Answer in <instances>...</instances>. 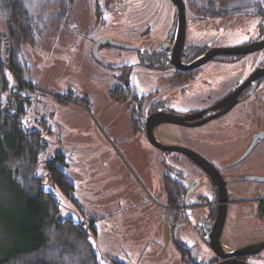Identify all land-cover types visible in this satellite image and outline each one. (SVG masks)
Listing matches in <instances>:
<instances>
[{
    "label": "rangeland",
    "instance_id": "1",
    "mask_svg": "<svg viewBox=\"0 0 264 264\" xmlns=\"http://www.w3.org/2000/svg\"><path fill=\"white\" fill-rule=\"evenodd\" d=\"M90 4L91 0H76L67 23L68 30L49 31L34 46L22 49L30 68L28 79L38 84L40 91L50 93L47 96V93L37 92L36 109H30L29 117L24 119L36 129L41 127L38 122L44 120L49 131L47 150L41 158L37 175L45 176L48 157H65L67 172L74 185V202L71 204L58 192L60 218L71 217L76 221L79 217L95 219V241L104 264H114V261L118 264H178L175 261L178 253L171 242L166 237L163 241L158 237L162 236V231L166 235L169 223L166 218L162 220L160 212L164 202L153 200L163 197L162 180L155 166L158 151L144 139L140 141L134 137L128 114H118V108L109 96L116 80L114 76L121 66L129 65V83L132 88L140 89V93L149 92L157 84L153 79L146 81L142 77L143 67L137 58L140 50L104 47L99 52L103 63L92 59L91 44L95 38L109 36L124 45L131 44L132 39L127 34L118 33L117 29L123 22L112 17L107 19L106 29L95 27L93 30V8ZM113 22H118V25L114 26ZM253 25V22L242 24L240 39L246 38L245 31ZM148 37V43L153 41L151 35ZM263 56L264 51L254 52L242 57L237 65H228L226 79L237 80L259 68ZM67 93H71V99L65 98ZM259 96L264 101V93ZM83 100L87 106L81 103ZM254 105L258 106V102L255 101ZM253 109L255 114L241 118L237 126L227 131L223 128L221 145H210L219 166L224 165L221 161L243 153L247 144L240 136L252 130L255 122L264 120V110ZM238 137L239 142L233 151V141ZM192 144L197 148L195 150L203 152L199 143ZM263 152L264 139L244 160L248 171L254 172L259 165L264 166V160L261 162ZM211 153L204 152L205 155ZM226 168L225 165L224 170ZM43 181L46 191L57 193V188L47 182V178L44 177ZM230 192L231 199L244 195L240 190ZM18 203L19 191L0 175L1 250L9 249L15 239ZM223 229L222 243L226 249L264 238V220L248 218L243 208L237 206L227 210ZM184 246L188 249L198 247L194 260L206 263L204 245L189 243ZM162 255L165 258L163 263L157 261Z\"/></svg>",
    "mask_w": 264,
    "mask_h": 264
},
{
    "label": "flooded vegetation",
    "instance_id": "2",
    "mask_svg": "<svg viewBox=\"0 0 264 264\" xmlns=\"http://www.w3.org/2000/svg\"><path fill=\"white\" fill-rule=\"evenodd\" d=\"M90 5L93 8L91 21L93 30L95 27L106 29L109 17L123 22L117 31L127 34L132 39L131 44H125L129 46L128 50L135 49L137 52L140 50L137 58L143 67L142 77L146 81L153 79L157 84L147 93H140V89L132 88L129 83V65L118 67L114 76L116 80L113 85L120 84L117 88H123V93L114 92L111 99L118 108V114L123 112L128 114L134 137L148 142L145 134L148 122L156 120L158 124L154 134L163 145L192 149L218 171L225 182L228 209L237 206L243 210H254L252 205L255 204L256 216L264 220V181L259 180L264 178V166L259 165L254 172L248 171L244 166L246 164L244 160L263 139L258 141L243 159L238 160L240 156L238 155L231 160L221 161L224 167L219 166L216 161L217 155H212L210 151L211 144L218 146L223 143L220 140L223 128L227 131L237 126L241 118L254 115L253 107L264 110V101L261 99L262 96H259L264 93V77L248 80L256 69L237 80H227L225 77L228 65H237L242 57L254 52L240 54L218 51L260 41L264 36V30L254 24L245 31L246 38L240 39L244 23L241 12L238 11L240 8L236 6V11L228 12L226 0H91ZM112 24L117 26L118 22ZM58 30L63 29H53L56 33ZM183 30L184 35L181 36ZM148 35H151L150 39L153 40L150 43L147 42ZM98 38L92 41L91 49ZM104 47L112 46H103L99 48V52ZM259 51H264V48L255 52ZM204 57L207 59L192 66ZM263 67L264 56L259 68ZM241 86L243 87L235 97L236 102L228 111L219 117L209 119L220 110L217 108L218 103ZM35 101H32L33 109H36ZM255 101L258 102V106L254 105ZM139 117L145 125L143 130L138 123ZM176 118L180 121L173 122L172 119ZM113 122L114 120L112 124ZM253 125L252 130H247L240 136L245 140L244 144H247L244 150L254 133L264 131V120ZM209 138L213 140L209 141ZM196 142L203 152L195 150L197 148H194L192 143ZM233 142L234 151L239 137ZM156 150L158 154L155 166L162 180L163 197L153 200L157 203L158 199L164 202H161L163 205L160 212L162 220L166 218L169 222L166 235H163L162 231V236H158L159 240L163 241L166 237L171 242L174 251L178 253V259L175 260L178 264H200L191 257V253H196L198 247L188 249L184 245L189 243L204 245L206 263L203 264L220 263L223 260L206 244V231L212 224L218 208L217 187L213 179L188 156L175 151ZM204 150L211 154L205 155ZM262 155L261 162L264 160V152ZM167 186L172 187L170 192L172 196L180 192L182 196L180 205L175 203L174 198L167 197ZM230 190L243 191L244 195L231 199ZM185 197L187 201L200 199L202 202L200 205H187L183 203ZM171 217H174V221H171ZM263 251L264 249L257 254L241 255L237 258L247 264H264ZM163 258L162 255L157 261H165ZM113 263L118 264L116 261Z\"/></svg>",
    "mask_w": 264,
    "mask_h": 264
},
{
    "label": "trees",
    "instance_id": "3",
    "mask_svg": "<svg viewBox=\"0 0 264 264\" xmlns=\"http://www.w3.org/2000/svg\"><path fill=\"white\" fill-rule=\"evenodd\" d=\"M75 2L0 0V27L7 30L11 46L10 61L5 65L0 37V175L19 191L15 239L9 249H0V264H99L101 261L95 241V219L60 218V194L71 204L74 202V185L65 157L55 155L45 160L44 177L58 190L57 193L46 191L44 177L38 176L37 170L47 150L49 131L44 120L38 122L40 129L24 121L30 109L34 111L32 101L38 99L37 92H46L28 79L30 68L22 49L37 44L50 30L67 29ZM236 6L240 8L242 21L253 22L264 30V0H226L228 12L236 11ZM117 87L120 84L109 90L110 97H114V92L123 93V88ZM65 98L71 99V93ZM171 191L172 187L167 186V197L181 204L180 192L172 196Z\"/></svg>",
    "mask_w": 264,
    "mask_h": 264
},
{
    "label": "water",
    "instance_id": "4",
    "mask_svg": "<svg viewBox=\"0 0 264 264\" xmlns=\"http://www.w3.org/2000/svg\"><path fill=\"white\" fill-rule=\"evenodd\" d=\"M180 35L181 36L184 35V30L180 33ZM0 37L2 40V44H3V62L5 63V65H8L10 61V55H11V46H10V41H9L7 30L3 27H0ZM103 46H112V47H118V48H123V49L129 48V46L115 42L109 37H100L94 42L92 49H91L92 58L97 63H102V60L99 54V48ZM262 48H264V36L262 37L260 41L251 42L250 44L245 45L243 47H238L234 49L228 48L226 50L218 51V52L248 54V53L261 50ZM205 59H207V57H204L203 59H200L196 63H193L192 66L198 65L199 62ZM261 77H264V67L258 68L254 72H252L248 80H251L252 78H254L255 80ZM243 86L239 87L237 91L233 92L232 94L224 98L221 102H219L217 108H219L221 111L220 110L217 111L215 114L211 115L209 119L216 118V117H219L225 114L228 111V109L236 102L235 97H237V93ZM172 121L179 122L180 119L176 118V119H172ZM157 124L158 122L156 120L148 122L145 134H146L147 141L150 143V145H152L154 148L159 149V150L175 151L177 153H181V154L188 156L199 167H201L209 176H211L214 184L217 187L218 208H217V213L215 215V218L212 224L209 225V228L206 231L207 233V237H206L207 243L206 244L209 246V248L212 250V252L216 256H218L219 258L225 259L224 261L218 264H247L244 261L237 260L236 256L251 255V254L259 253L262 249H264V238H261L257 241H254L253 243H249L241 247L226 249L227 247L221 241L222 230L225 224L227 210H228L227 208L228 199H227V192H226L224 180L222 179L218 171L212 166V164L208 160H206L203 156H201L199 153H197L196 151L189 149V148L176 146V145L174 146L163 145L155 137V134H154V129ZM262 139H264V131H258L254 133L250 140V143L248 144L247 148L243 151V153L238 157L239 158L238 160L243 159L251 151L253 146ZM259 180L264 181V178L259 179ZM201 202L202 201L200 199L196 201H187L186 197L184 198V201H183V203L187 205H200ZM252 207L254 210L248 209V210H244V212L246 213V216L248 218H257L256 205L253 204ZM99 257L101 258L102 255L99 254ZM191 257L192 259L195 258V252L191 253Z\"/></svg>",
    "mask_w": 264,
    "mask_h": 264
},
{
    "label": "built area",
    "instance_id": "5",
    "mask_svg": "<svg viewBox=\"0 0 264 264\" xmlns=\"http://www.w3.org/2000/svg\"><path fill=\"white\" fill-rule=\"evenodd\" d=\"M138 123H139V126L141 127V129L143 130L144 127H145V125H144V122H143V120L141 119V117H139V119H138ZM259 201H261V200H259ZM263 202H264V200H263Z\"/></svg>",
    "mask_w": 264,
    "mask_h": 264
},
{
    "label": "bare ground",
    "instance_id": "6",
    "mask_svg": "<svg viewBox=\"0 0 264 264\" xmlns=\"http://www.w3.org/2000/svg\"><path fill=\"white\" fill-rule=\"evenodd\" d=\"M179 205H180V203H179ZM251 255H254V254H251ZM238 256H236V259L237 260H239L238 258H237ZM222 259V258H221ZM223 261L225 260V259H222ZM239 261H242V260H239ZM222 262V261H221ZM246 263V262H245Z\"/></svg>",
    "mask_w": 264,
    "mask_h": 264
},
{
    "label": "snow or ice",
    "instance_id": "7",
    "mask_svg": "<svg viewBox=\"0 0 264 264\" xmlns=\"http://www.w3.org/2000/svg\"><path fill=\"white\" fill-rule=\"evenodd\" d=\"M101 264H104L103 260H101Z\"/></svg>",
    "mask_w": 264,
    "mask_h": 264
}]
</instances>
